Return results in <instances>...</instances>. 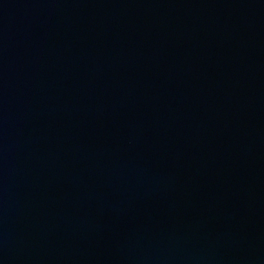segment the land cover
Returning a JSON list of instances; mask_svg holds the SVG:
<instances>
[{"label": "water", "instance_id": "water-1", "mask_svg": "<svg viewBox=\"0 0 264 264\" xmlns=\"http://www.w3.org/2000/svg\"><path fill=\"white\" fill-rule=\"evenodd\" d=\"M0 264H264V0H0Z\"/></svg>", "mask_w": 264, "mask_h": 264}]
</instances>
